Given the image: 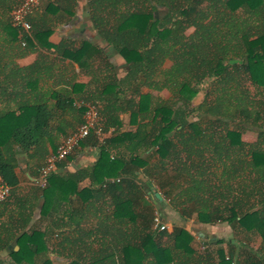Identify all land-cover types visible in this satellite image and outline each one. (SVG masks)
<instances>
[{"label": "trees", "instance_id": "obj_1", "mask_svg": "<svg viewBox=\"0 0 264 264\" xmlns=\"http://www.w3.org/2000/svg\"><path fill=\"white\" fill-rule=\"evenodd\" d=\"M5 1L0 0V5L4 6ZM94 2L95 8L90 11L92 20L103 39L128 66L122 83L132 88V96L140 95L139 101L131 98V102H126L133 117L140 118V124L135 131L119 132L122 122L115 111L120 110L121 102H104L106 94H118L113 91L118 86L111 76L106 78L108 85L102 96L82 97L81 100L99 106L105 129L116 128L119 132L103 145L94 135L82 143L100 147L102 151L89 176L100 185V192L112 197L115 219L133 224L142 217L144 229L140 241L134 244L130 241L122 246L117 240L111 252L86 249L66 264H137L145 257L142 249L148 250L153 244L161 255L171 252L169 247L155 241V234H165L153 229L156 210L151 197L156 192L163 196L162 206L173 205L184 219L227 223L237 235L242 231L246 237L254 236L251 240H260L258 252L230 244V253L233 256L238 251L247 264H264V0ZM158 7H163L166 13L156 19ZM2 11L0 17L6 19L9 10ZM28 18L33 23V37L38 39L42 30L32 21V15ZM5 29L16 31V36L21 34L23 42H31L29 34L15 27L12 20ZM191 29L189 38L181 40ZM100 51L97 46L92 47L81 65H90V58ZM168 62L173 72L171 77L159 73ZM107 66L113 67L109 62ZM205 82L208 85L204 101L195 106L193 99L200 91L198 86ZM17 87L20 89V84ZM144 87L158 93L168 90L171 97L141 95ZM19 89L11 93L4 89V92L19 94ZM67 102L75 108L74 98ZM76 109L82 115L85 113V108ZM46 115L47 110L41 105L32 111L24 110L17 120L30 117L26 125L20 123L15 127L14 140L24 148L38 143L41 138L33 135L42 128L41 120ZM0 122V176L13 191L19 179L6 155L11 139L5 138L10 116L0 117ZM248 132L257 135L255 142L243 140ZM73 154L59 165L68 162ZM140 171L145 177L144 185L136 182ZM109 179L115 181L107 183ZM61 180L56 171L50 175L46 188L34 189L35 197L43 200L42 218L58 188H66L69 196L87 192H79L77 183L71 179L64 180L63 186ZM19 208L13 210L14 216L24 217L27 226L35 206ZM135 208L142 209L143 214L135 213ZM26 226H21L18 220L0 222V253L9 249L11 241L17 238L13 231ZM166 235L176 249L192 252L193 237L183 228L177 227L173 234L166 232ZM45 237L36 228L19 235V251L10 253L14 264H34L37 255L49 251ZM160 264L165 263L161 260Z\"/></svg>", "mask_w": 264, "mask_h": 264}, {"label": "crops", "instance_id": "obj_2", "mask_svg": "<svg viewBox=\"0 0 264 264\" xmlns=\"http://www.w3.org/2000/svg\"><path fill=\"white\" fill-rule=\"evenodd\" d=\"M21 1L6 0L2 3L4 6L0 5L1 12L9 10L6 19L0 17V117L10 116L5 138L11 139L6 155L14 164L19 179L18 187L12 191L11 197L5 204L0 203V222L18 220L21 226H26L25 218L16 214L14 216L13 210H19L21 206H35L34 215L27 226L23 230L13 231L18 236L35 228L45 233V244L49 251L37 255L34 264H44L46 261L66 264L86 249H107L111 252L115 250L117 240L121 241L122 246L130 241L134 244L136 240L140 241L139 236L144 229L142 217H138L133 224L128 220L115 219L112 215V197L100 192V185L89 176L102 157L100 147L81 144L68 162L59 165L57 173L63 179L62 186L65 185L64 180L71 179V182L77 183L79 192H87L69 196L66 188H58L42 218L43 200L36 198L33 192L36 188L35 178L58 145L83 121L81 112L76 107H70L67 100L74 98L75 103L83 99L84 95L102 96L101 92L106 93L105 86L108 85L106 78L111 76L114 81L111 82L118 86L113 91L118 94H106L104 102H121L120 110L115 111L122 122L119 132H130L137 129L140 118L133 117L126 102H131V98L139 101L140 95L132 96V88L122 83L128 66L103 39L92 20L90 11L95 8L94 0H44L41 7L31 14L32 21L42 30V34L37 39L31 33L30 43L23 42L21 34L15 35L16 31L5 29L11 20L10 12ZM107 4L105 1V7H108ZM94 46L101 50L100 53L93 54L90 65H81L85 54ZM108 62L113 65L112 68L107 66ZM159 73L162 75L161 70ZM19 84L20 89L17 87ZM4 89H8V93L19 89L20 93L7 95ZM140 93L163 97L162 92L146 87ZM96 100L102 102L99 98ZM39 105L47 110V115L43 116V126L37 129L38 134L35 132L33 137L41 139L24 148L14 140L13 130L21 124L26 125L30 116L21 122L17 120L24 110L32 111ZM117 132L116 130L114 134ZM113 156L112 153L111 158ZM141 173L142 171L137 172L139 177L136 182L144 185L146 181ZM157 193L159 192L151 197V202L155 210L161 213L167 230L163 232V236L162 233L155 234V241L161 246L169 247L171 252L161 255L160 249L153 244L148 250L142 249L145 257L137 264H160L161 260L165 264H168L167 261L169 264H229L227 257L236 259L239 264H247L238 251L231 255L230 244L258 252L260 240H251L254 236L246 237L242 231L237 235L227 223L208 224L195 218L184 219L173 205L162 206L163 196L160 193L161 199H158ZM252 201L257 202L256 198H252ZM134 212L143 214L139 208H135ZM177 227L183 228L193 237L191 248L194 252L192 250L187 253L173 246L166 232L173 234ZM18 236L11 241L7 247L9 249L0 253V264H14L10 253L20 249Z\"/></svg>", "mask_w": 264, "mask_h": 264}, {"label": "built area", "instance_id": "obj_3", "mask_svg": "<svg viewBox=\"0 0 264 264\" xmlns=\"http://www.w3.org/2000/svg\"><path fill=\"white\" fill-rule=\"evenodd\" d=\"M43 1L44 0H22L11 12L13 25L30 35L32 33V24L28 17L41 6ZM23 45H25V43H23ZM74 105L76 108H85L83 122L61 142L57 150L48 157L45 164L39 169V174L35 178V185L42 189L46 188L50 175L58 170L59 163L65 161L67 157L73 154L90 136H96L100 144L103 145L109 136L114 135L113 129L107 130L103 126L99 106L97 104L79 100L75 102ZM114 181V179H109L107 183ZM11 194L12 188L0 178V203L6 202L11 197ZM153 229L158 232H165L167 230V224L164 223L163 217L158 211L155 212L153 219ZM226 260L229 264H239L236 259L231 257H227Z\"/></svg>", "mask_w": 264, "mask_h": 264}, {"label": "rangeland", "instance_id": "obj_4", "mask_svg": "<svg viewBox=\"0 0 264 264\" xmlns=\"http://www.w3.org/2000/svg\"><path fill=\"white\" fill-rule=\"evenodd\" d=\"M166 13V10L163 8V7H158L157 11H156V19H158L157 17H162L163 15H165ZM157 26V24H156ZM155 26V27H156ZM156 30V29H155ZM192 34V29L187 31L185 34H183L181 36V40H185V39H188L189 36ZM170 64L171 63H165V65L161 68V71H162V75H165V76H168V77H171L173 75V72L170 68ZM207 85H208V82H205L204 84L198 86L199 88V93L196 95V97L193 99V104L195 106H198L200 105L203 101H204V97H205V91H206V88H207ZM162 96L163 98H170L171 97V93L167 90V91H163L162 92ZM243 140L247 141V142H255L257 140V135L253 132H248L246 133L244 136H243ZM218 166V169H219V172L221 171V169L219 168L220 166ZM183 199V197L181 198V200Z\"/></svg>", "mask_w": 264, "mask_h": 264}, {"label": "water", "instance_id": "obj_5", "mask_svg": "<svg viewBox=\"0 0 264 264\" xmlns=\"http://www.w3.org/2000/svg\"><path fill=\"white\" fill-rule=\"evenodd\" d=\"M157 198H158V199H161V197H160V195H159V194H157Z\"/></svg>", "mask_w": 264, "mask_h": 264}]
</instances>
